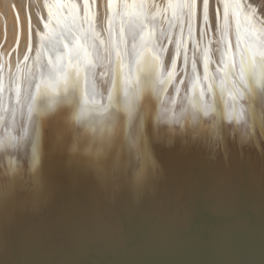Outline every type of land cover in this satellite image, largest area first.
I'll list each match as a JSON object with an SVG mask.
<instances>
[{
    "label": "bare ground",
    "instance_id": "6f19581e",
    "mask_svg": "<svg viewBox=\"0 0 264 264\" xmlns=\"http://www.w3.org/2000/svg\"><path fill=\"white\" fill-rule=\"evenodd\" d=\"M202 4L0 0L5 182L29 183L38 168L33 148H47L59 120L99 137L96 101L127 116L126 101L138 108L147 99L153 123L170 131L223 124L238 137L252 134V145L230 143L227 155L187 142L158 144L159 174L144 192L131 170L112 191L63 167L43 205L22 207L8 224L0 264H264V134L249 116V105L259 112L262 89L249 82L244 93L238 83L248 50L264 43L242 30L235 0H208L207 21ZM233 88L243 94L236 103ZM205 103L209 116L200 110Z\"/></svg>",
    "mask_w": 264,
    "mask_h": 264
},
{
    "label": "snow or ice",
    "instance_id": "6c2138e0",
    "mask_svg": "<svg viewBox=\"0 0 264 264\" xmlns=\"http://www.w3.org/2000/svg\"><path fill=\"white\" fill-rule=\"evenodd\" d=\"M248 8L251 17H264V0H250ZM202 9L207 21L208 0H203ZM245 55L241 53L242 57ZM246 58L248 68L246 72L242 70L238 73V83L243 86L244 93L252 91L249 82L252 85L259 84L262 89L259 94V112L249 105L253 127L258 126L257 135H260L264 134V48L255 52L248 50ZM158 82L164 83L162 80ZM40 87L41 85H36L37 92ZM124 95L128 96L127 91ZM230 95L233 103L243 98L237 88H233ZM125 103L127 116L115 111L111 103L105 105L102 101L95 102V112L98 114L96 123L101 130L99 137L79 130L73 131L68 118L57 121L53 125L47 148H42L39 142L33 148L31 159L38 168L35 173H29V183L25 186L15 178L7 182L0 179V238L22 207L39 208L43 205L51 195L54 175L68 165L112 191L118 190L126 182L131 170L135 189L137 192H144L159 174L154 159V150L158 144L187 142L225 155L228 154L230 143L234 142L240 148L252 145L251 133L248 134V139H244L235 135L231 127L223 124L215 130L209 127L199 131L185 128L183 132L179 129H162L152 121L155 105L150 101L146 99L138 108L129 105L127 101ZM75 104L76 107L80 106L79 97L76 98ZM200 110L204 116H209L213 108L205 103L201 105ZM235 114L240 117L241 109L236 108ZM45 161L50 163L45 164Z\"/></svg>",
    "mask_w": 264,
    "mask_h": 264
},
{
    "label": "rangeland",
    "instance_id": "374dc122",
    "mask_svg": "<svg viewBox=\"0 0 264 264\" xmlns=\"http://www.w3.org/2000/svg\"><path fill=\"white\" fill-rule=\"evenodd\" d=\"M235 2L240 5L238 9L241 11V14H243L240 21V24L243 27L242 30H249L251 33L253 32V34L260 37V44L262 46V43H264V23H262L264 17L253 18L250 16L248 8L250 0H235Z\"/></svg>",
    "mask_w": 264,
    "mask_h": 264
}]
</instances>
